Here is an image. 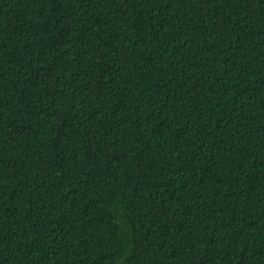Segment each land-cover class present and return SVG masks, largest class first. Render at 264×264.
<instances>
[{"label": "trees", "instance_id": "1", "mask_svg": "<svg viewBox=\"0 0 264 264\" xmlns=\"http://www.w3.org/2000/svg\"><path fill=\"white\" fill-rule=\"evenodd\" d=\"M0 264H264V0H0Z\"/></svg>", "mask_w": 264, "mask_h": 264}]
</instances>
